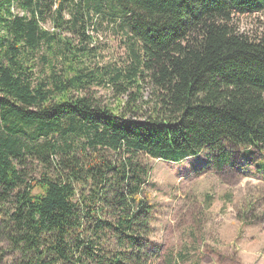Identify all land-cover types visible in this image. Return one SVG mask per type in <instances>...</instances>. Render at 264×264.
<instances>
[{
    "label": "trees",
    "instance_id": "obj_1",
    "mask_svg": "<svg viewBox=\"0 0 264 264\" xmlns=\"http://www.w3.org/2000/svg\"><path fill=\"white\" fill-rule=\"evenodd\" d=\"M108 3L120 67L91 47ZM245 14L264 18V0H0V263L150 264L147 159L207 150L220 174L235 148L264 151V35L236 30ZM145 84L149 115L127 118Z\"/></svg>",
    "mask_w": 264,
    "mask_h": 264
},
{
    "label": "rangeland",
    "instance_id": "obj_2",
    "mask_svg": "<svg viewBox=\"0 0 264 264\" xmlns=\"http://www.w3.org/2000/svg\"><path fill=\"white\" fill-rule=\"evenodd\" d=\"M108 5L90 30L91 47H97L103 64L120 67L127 59V42ZM233 25L252 38L264 35L260 14L236 15ZM154 91L145 84L138 108L133 98L123 97L121 112L145 120ZM91 94L102 106H118L107 90L94 88ZM233 153V164L220 174L210 172L214 156L207 150L180 163L147 159L152 167L148 194L155 207L152 239L160 247L150 264H264V151L235 148ZM29 172L41 178L35 165Z\"/></svg>",
    "mask_w": 264,
    "mask_h": 264
}]
</instances>
